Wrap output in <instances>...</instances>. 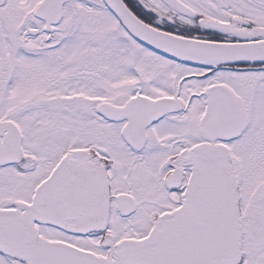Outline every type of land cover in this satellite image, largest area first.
Segmentation results:
<instances>
[{"label": "snow or ice", "instance_id": "snow-or-ice-1", "mask_svg": "<svg viewBox=\"0 0 264 264\" xmlns=\"http://www.w3.org/2000/svg\"><path fill=\"white\" fill-rule=\"evenodd\" d=\"M0 264H264V0H0Z\"/></svg>", "mask_w": 264, "mask_h": 264}]
</instances>
